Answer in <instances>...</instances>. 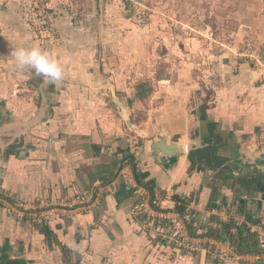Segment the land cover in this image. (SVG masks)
I'll return each instance as SVG.
<instances>
[{
  "label": "crops",
  "instance_id": "obj_1",
  "mask_svg": "<svg viewBox=\"0 0 264 264\" xmlns=\"http://www.w3.org/2000/svg\"><path fill=\"white\" fill-rule=\"evenodd\" d=\"M0 4L13 42L23 34L19 3ZM109 12L89 33L73 31L78 45L58 50L65 74L55 83L7 62L0 78V98H8L0 100V249L25 264H209L205 251L182 260L169 255L155 226L136 212V172L153 192L168 194L167 208L191 216L192 233L205 228L231 240L238 228L251 250L264 229V203L257 210L241 194L236 200L230 178L246 165L264 170V70L238 58L236 44L216 42L176 16L173 28L162 31L153 18L156 27L143 31ZM4 49L0 44V55ZM20 81L25 88L16 94ZM151 86L161 98L143 92ZM111 89L140 133L126 127ZM161 140L184 151L162 161L151 151ZM98 188L102 198L90 211L47 226L64 249L49 248L40 225L2 202L74 201ZM223 206L228 211L210 214Z\"/></svg>",
  "mask_w": 264,
  "mask_h": 264
},
{
  "label": "rangeland",
  "instance_id": "obj_2",
  "mask_svg": "<svg viewBox=\"0 0 264 264\" xmlns=\"http://www.w3.org/2000/svg\"><path fill=\"white\" fill-rule=\"evenodd\" d=\"M16 1L19 3L17 5L18 18L22 23L19 33L23 34L18 35L17 39L11 42L8 35L4 33V31L8 32L9 28L0 23V36H2L1 38L5 36L0 44L6 52V54L0 55V78L5 77L7 62L11 61L10 63H12L10 53L14 47H28L35 44L52 53L55 50V56L60 60L59 49L73 48V44L78 45L80 41L77 36L75 40L73 39V31H75L74 33H89L92 30L89 24L95 20L99 21L103 15L109 14L110 17L109 10L112 14L124 17L130 25L137 26L133 14H131L132 5L129 0ZM141 2L150 17L148 25L141 29L143 31H150V27L155 26L153 18H157V27L159 26L158 28L162 31L169 27L173 28L171 25L176 24V16L179 22L187 24L196 31L206 32L216 42L220 41L231 46L236 44L237 50H239L238 58H240L245 44L252 43L255 46H260L264 43V36H261L264 25V0H141ZM3 8L5 9V6L0 4V11H4ZM108 8L109 10H107ZM187 30L191 36L195 34L190 29ZM182 36L187 35L182 34ZM87 44L91 43L87 42ZM196 58V53H193V63L198 62ZM18 74L21 75V73ZM145 78H150L149 74ZM21 83V81L18 82L17 86L13 88L16 94H19L17 90L25 88L19 86ZM153 87H142V89L143 92L152 91L153 97L161 98V95H157ZM30 91L33 90L30 89ZM7 99L0 98L3 102Z\"/></svg>",
  "mask_w": 264,
  "mask_h": 264
},
{
  "label": "built area",
  "instance_id": "obj_3",
  "mask_svg": "<svg viewBox=\"0 0 264 264\" xmlns=\"http://www.w3.org/2000/svg\"><path fill=\"white\" fill-rule=\"evenodd\" d=\"M132 13L138 29L145 28L150 20L148 11L142 7L141 0H129ZM252 69L264 70V43L255 46L245 44L239 56ZM134 176V174H133ZM135 193L138 196L137 214L144 216L156 228V236L168 250L170 256L182 260L199 252L209 254V264H264V229L258 227L256 234L257 251L253 254L239 253L234 242L217 240L207 235V231L191 232V216L174 208H167L165 201L168 194L149 192L146 188L137 186ZM101 189H92L80 194L73 201L53 200L50 202L24 203L18 201L8 204L2 201L8 210L19 218H28L38 225L48 226L51 223L63 220L72 221L79 212L90 211L99 204L102 198ZM115 195V193H113ZM228 211L224 206L213 208L210 214H219Z\"/></svg>",
  "mask_w": 264,
  "mask_h": 264
},
{
  "label": "water",
  "instance_id": "obj_4",
  "mask_svg": "<svg viewBox=\"0 0 264 264\" xmlns=\"http://www.w3.org/2000/svg\"><path fill=\"white\" fill-rule=\"evenodd\" d=\"M110 92L112 102L116 109L120 111L126 127L134 132L140 133L137 128L131 124L127 116L126 107L115 96L113 89H111ZM151 151L161 156L163 161L165 158L180 154L184 151V148L174 143L166 144L164 140H161L152 144ZM185 151H187V148H185ZM230 179H234L236 182V200L239 199V194H241L246 198V201L243 202L245 206H252L255 204L257 210H261V205L264 203V170L246 165L241 171L239 170V172H237L236 177Z\"/></svg>",
  "mask_w": 264,
  "mask_h": 264
},
{
  "label": "clouds",
  "instance_id": "obj_5",
  "mask_svg": "<svg viewBox=\"0 0 264 264\" xmlns=\"http://www.w3.org/2000/svg\"><path fill=\"white\" fill-rule=\"evenodd\" d=\"M10 56L17 71L34 72L36 76L43 77L46 83H55L64 77L62 61L38 45L14 47Z\"/></svg>",
  "mask_w": 264,
  "mask_h": 264
},
{
  "label": "trees",
  "instance_id": "obj_6",
  "mask_svg": "<svg viewBox=\"0 0 264 264\" xmlns=\"http://www.w3.org/2000/svg\"><path fill=\"white\" fill-rule=\"evenodd\" d=\"M8 151H10V148L8 149ZM191 158L196 163V161L194 160V157L192 155H191ZM134 177H135V181L137 183V186L144 187L149 192H153L151 183L150 182H148V183L144 182V178L146 177V174H138V173L135 172ZM115 196H116V194H115ZM178 210L181 211L180 209H178ZM222 228H223V230L226 233L230 234L229 233V231H230L229 224H222ZM40 231L44 235V237L46 239L47 246L49 248H51L52 245H54V246H57V247H60V248L64 249L60 245V243L58 242L56 236L49 230V228L47 226L40 225ZM242 233L243 232L237 228L235 235L232 234L233 236H230L231 240L230 239H228V240L234 242V244H235V246H236V248H237L239 253H249V254L255 253L257 251V242H255V244H254V246L252 248L253 250L252 249L251 250L250 249H248V250L244 249V247L242 246V243L244 242L245 239L243 237H241ZM207 235L209 237H212L214 239L222 241V239H220L219 237H216L214 234H212L210 232H207ZM236 236H238V238H235ZM5 251H6V247L3 248V249H0V264H25V262L23 260H12V259H9V256L5 253Z\"/></svg>",
  "mask_w": 264,
  "mask_h": 264
}]
</instances>
